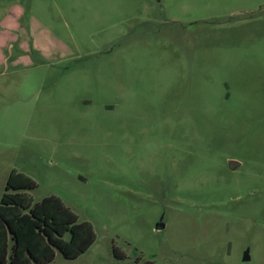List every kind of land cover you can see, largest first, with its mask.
<instances>
[{"label":"rangeland","instance_id":"obj_1","mask_svg":"<svg viewBox=\"0 0 264 264\" xmlns=\"http://www.w3.org/2000/svg\"><path fill=\"white\" fill-rule=\"evenodd\" d=\"M0 9V203L16 169L97 234L52 264H264V0Z\"/></svg>","mask_w":264,"mask_h":264},{"label":"trees","instance_id":"obj_2","mask_svg":"<svg viewBox=\"0 0 264 264\" xmlns=\"http://www.w3.org/2000/svg\"><path fill=\"white\" fill-rule=\"evenodd\" d=\"M38 183L12 170L0 203V264H52L57 251L68 260L87 253L97 240L94 226L57 196L35 202ZM69 235V239L66 236ZM115 256H126L114 247Z\"/></svg>","mask_w":264,"mask_h":264},{"label":"water","instance_id":"obj_3","mask_svg":"<svg viewBox=\"0 0 264 264\" xmlns=\"http://www.w3.org/2000/svg\"><path fill=\"white\" fill-rule=\"evenodd\" d=\"M238 165H239V164H238L237 162H235V161H231V167H232V168H235V167L238 166ZM244 260H245V261L250 260V257H249V255H248V252L245 254Z\"/></svg>","mask_w":264,"mask_h":264},{"label":"crops","instance_id":"obj_4","mask_svg":"<svg viewBox=\"0 0 264 264\" xmlns=\"http://www.w3.org/2000/svg\"><path fill=\"white\" fill-rule=\"evenodd\" d=\"M17 10L19 11V9L17 8ZM1 11H2V9H0V13H1ZM1 16H0V24H2V25H4L3 23H1L2 21H1ZM5 26V25H4ZM12 26V25H11ZM9 27V26H8Z\"/></svg>","mask_w":264,"mask_h":264}]
</instances>
